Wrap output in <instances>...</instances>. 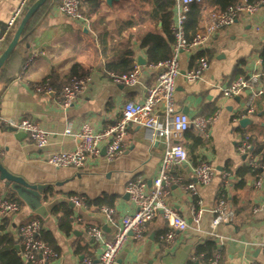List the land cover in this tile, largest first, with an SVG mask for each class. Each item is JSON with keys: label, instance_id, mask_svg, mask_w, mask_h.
Here are the masks:
<instances>
[{"label": "crops", "instance_id": "0c3cea01", "mask_svg": "<svg viewBox=\"0 0 264 264\" xmlns=\"http://www.w3.org/2000/svg\"><path fill=\"white\" fill-rule=\"evenodd\" d=\"M21 1L0 0V49L15 28L14 25L5 35ZM100 1L103 3L94 8L88 4L83 6L79 0L77 19L62 16L58 8L60 0L57 6L53 1L33 23L30 45L25 46L26 49L31 46L28 59L20 50L7 68L0 71L3 73L0 78V166L28 185L43 187L40 199L36 200L35 213L0 182V197L12 195L21 203L17 213L0 218V236L12 238L18 245L19 229L31 220H39L38 238L47 242L56 254L47 264H80L85 258L96 262L102 246L87 237L86 229H99L104 241L111 242L121 221L135 212L126 194L127 185L141 180L145 192L149 193L165 151L163 142L154 141L150 132L131 124L122 154L112 161L106 159V143H103L97 156H86L81 169H56L48 164L52 155L79 148L81 142L77 135L83 125H89L94 133L102 132L118 122L125 105L143 103L147 90L157 82L156 73L147 69L149 53L140 43L146 34L161 35L162 22L155 8L158 0H112L109 5L107 0ZM205 9L204 17L214 11ZM97 35L104 46L98 45ZM129 41L132 46H126ZM263 47L264 9H261L253 16L238 17L231 26L210 37L204 50L197 54H204L208 69L191 87L186 85L184 75L194 65L192 59L196 56H179L176 108L180 113L185 111L190 122L213 114H218V119L210 127L208 137H201L204 145L200 148L194 149L190 133L197 136V132L192 126L173 142L182 146L187 154L192 152L197 163L210 165L215 176L209 185L198 187L197 196L192 197L183 187L195 184L194 163L187 157V163L174 167V182L167 188L164 200L186 222L187 231L175 246L166 248L159 238L165 234L167 226L158 214L147 224L142 240L128 239L115 264H209L210 260L206 263L203 255H200L201 263L195 262L196 249L205 242L214 244L218 264H245L251 260L264 264V257L258 251V246L264 244V187L256 192L251 176L237 175L250 158L238 153L242 134L256 136L260 141L264 139V94L255 99L247 94L224 99L220 92V88L234 81L236 66L242 61L246 64L239 69L246 75L260 74L258 86L264 90L260 61ZM128 52L133 54L131 58L126 56ZM34 54L39 57L31 59ZM72 65L86 73L87 83L71 106L58 104L59 91L48 94L35 91L38 84L50 76L56 90L66 87ZM128 66L140 69L138 84L132 87L114 84L108 72H125ZM9 79L12 81L6 84ZM248 107L254 108V116L247 115ZM237 115L245 116L240 121L250 123L245 128L240 127V121L233 122ZM156 117L164 118L162 108L157 110ZM6 120L39 124L48 132L46 146L38 149L27 135L6 127ZM68 125L70 134L66 133ZM225 175L227 185L223 182ZM72 197L82 200L84 207L73 205ZM100 199L113 204L111 223L105 221L102 211L86 206V202ZM220 202L233 213V219L212 228L214 210ZM64 206L72 218L69 235L60 230L58 218L53 215L54 210ZM196 211L201 212L197 223L193 218Z\"/></svg>", "mask_w": 264, "mask_h": 264}, {"label": "built area", "instance_id": "2783aa9c", "mask_svg": "<svg viewBox=\"0 0 264 264\" xmlns=\"http://www.w3.org/2000/svg\"><path fill=\"white\" fill-rule=\"evenodd\" d=\"M29 0H22L19 9L10 20L6 33L10 32ZM202 0H173V24L171 34L173 37L172 56L155 66H147L149 71L157 75L156 84L147 90L145 100L141 104H127L122 108L121 118L114 125L107 126L100 133H94L89 125L82 126L77 138L80 140L79 148L70 153H57L52 155L48 164L56 169L72 168L81 169L84 166L86 156H97L101 144L106 143L105 157L112 161L119 157L123 151V144L126 139L128 126L133 124L150 132L154 141L163 142L165 151L163 154L158 176L152 183V190L145 192V185L141 180H135L127 185L126 194L131 204L135 208L133 215L125 217L121 221L111 242H105L103 233L97 228H87L86 235L89 239L102 246L101 253L96 262L90 258H85L80 264H115L118 255L124 249L128 239L131 237L138 242L143 239L147 224L158 214H161L167 226V231L159 240L166 248L175 246L180 237L187 231L186 222L173 209L169 208L164 200L166 190L174 182L172 170L174 167L187 163V154L184 148L173 142L186 133L191 126L202 138L208 137L210 127L217 122L218 114L212 116L197 117L190 122L188 116L183 115L176 108L175 92L176 81L180 76L178 58L180 55L187 57L197 56L206 47L210 37L219 30L231 26L240 16H253L259 10L264 9V0L249 4L242 0L237 6L228 8L223 12L213 11L205 15L201 30L188 42L185 36L186 17L189 7L192 4H200ZM79 0H60L59 13L62 16L77 19L79 10ZM34 54L31 59L38 58ZM208 69V62L205 58H197L192 68L184 75L185 83L188 87L199 81ZM260 74L253 73L239 77L220 88L224 99H233L243 94L256 98L264 94L260 89ZM140 79V69L134 68L133 72L123 76H112L111 80L116 85L132 87L138 84ZM86 78H72L68 85L64 87L57 98L58 104L62 107H69L77 96L86 89ZM35 91L39 94L51 93L48 87H37ZM159 108L163 109L164 118L156 117ZM256 113L248 107L247 115L254 116ZM245 116L234 119L238 123ZM4 125L14 132L27 135L38 149H43L47 144L48 132L37 123L23 120H6ZM67 134H70V125L67 126ZM249 145L245 139L238 147V153L242 156L248 154ZM250 167L252 186L254 191H261L264 187V163L256 159L249 158L247 161ZM195 184L183 187V191L192 197L197 196L198 187H205L210 184L215 176L214 169L206 162L199 163L193 169ZM224 184H228V176H223ZM71 203L78 208L84 207V203L78 197H72ZM19 211V204L0 197V218L15 214ZM105 221L112 222L113 209H103ZM215 218L212 228L220 224L230 223L233 213L229 211L223 202H220L214 210ZM201 212L196 211L193 215L194 222H198ZM80 222L79 219L76 220ZM40 221L31 220L24 224L18 231V253L24 264H47L56 258V254L50 249L47 242L38 238ZM259 253L264 257V244L258 246ZM193 259L194 257L191 256ZM218 255H215L209 264H218ZM139 264V263H129ZM245 264H257L256 261H246Z\"/></svg>", "mask_w": 264, "mask_h": 264}, {"label": "trees", "instance_id": "16d2710c", "mask_svg": "<svg viewBox=\"0 0 264 264\" xmlns=\"http://www.w3.org/2000/svg\"><path fill=\"white\" fill-rule=\"evenodd\" d=\"M36 0H29L27 5L25 6L24 10L22 11L20 17L15 23V28L12 31L11 35L9 38H7L3 44V48L0 49V55L4 52L8 44L10 43L13 33L17 26L19 25L21 19L27 12V10L33 5V3ZM55 1L54 5H58L57 1L58 0H48L46 4L35 14V16L32 18V20L29 22V24L26 26L21 39L22 42L18 46V48L15 50L14 54L10 58V60L4 65L3 69L5 70L7 66L10 64V62L17 56L20 50L25 52L27 54L26 60L28 59V56L30 54V48L29 46L28 49L25 48V46L30 45L29 44V39L33 35V23L35 22L36 18L41 15L43 11H47L51 5L52 2ZM242 0H202L200 4H192L189 7V12L186 17V23H185V36L186 40L190 42L195 35L199 32L200 30V24L202 23L203 17H204V12L205 8L211 9L209 11H218V12H223L227 10L228 8L235 7L237 6ZM249 4H253L258 2L259 0H246ZM100 0H82L81 4L83 6L88 7L92 5L94 8H98L101 5ZM174 2L173 0H158L155 4L156 12L157 15L162 22V32L161 35H153V34H146L142 37L140 47L142 49H146L147 52L149 53V61L147 66H155L158 65L162 62H165L171 57V47L173 45V37L171 34V27L173 24V17H172V10H173ZM80 8V6H79ZM95 11V10H93ZM80 12V10H78ZM79 15V13H78ZM97 41L99 46H104L103 42L101 41V37L97 35ZM126 46H132L131 42L129 41V45ZM132 53L128 52L126 56L129 58L132 57ZM204 54L197 55L194 59H192V64L197 58H204ZM25 60V61H26ZM260 61H261V67L262 70L264 71V47L262 48L260 52ZM128 65H131L130 61H126ZM246 62L242 61L240 64L236 66L237 72H236V77L241 76H246L245 73H243L242 70L239 69V66L245 65ZM129 67V66H128ZM134 66H130L129 69L127 68L125 72H116V71H109L108 73L110 74V79L112 76H123V75H128L133 72ZM5 73V71H4ZM3 75V73H0V78ZM86 73L82 71L77 65H72L70 72H69V78L70 80L72 78H86ZM233 79V80H235ZM69 80V81H70ZM12 79H9L6 84L10 83ZM39 87H48L51 89V91H60L65 87H61L60 89L56 90L53 82L52 76L48 77L47 80L44 82H41L38 84ZM253 107V106H252ZM254 110V108H252ZM255 111V110H254ZM256 113V112H255ZM240 115H237L236 118H238ZM185 134V133H184ZM189 134V133H188ZM190 137L194 141V149H198L201 146L204 145V141L201 138V136L198 135L195 136V134L190 133ZM243 141L247 139V144L249 145L248 149V156L252 159H256L260 163H264V139L261 141L253 135H247V134H242ZM242 141V142H243ZM187 154V152H186ZM187 157L194 163V167H196L199 163L196 162L195 157H193L192 152L187 154ZM201 163V162H200ZM239 177H242L243 175H248L251 176L250 174V167L248 164H246L241 171L237 174ZM10 201L17 202L19 206H21V203L15 199L12 195H8L6 197ZM86 206L88 208L94 207L98 209L99 211H102L103 209H113V204L111 202L103 201V200H98L95 202H86ZM53 215L58 218L59 221V228L60 230L65 234L69 235L71 232V213L69 209L64 206L63 208H57L54 210ZM17 247L16 242L8 237H1L0 236V264H24L23 260L18 253V251L15 250ZM77 252H79L77 250ZM215 246L211 242H205V244L202 247H198L195 252V262H200L201 263V256L203 255V259L206 263H208L209 260L212 259V257L215 256ZM217 254V253H216ZM190 264H196V263H190Z\"/></svg>", "mask_w": 264, "mask_h": 264}, {"label": "water", "instance_id": "95a60500", "mask_svg": "<svg viewBox=\"0 0 264 264\" xmlns=\"http://www.w3.org/2000/svg\"><path fill=\"white\" fill-rule=\"evenodd\" d=\"M48 0H36L33 5L27 10L23 18L21 19L19 25L15 29V32L12 36V39L4 52L0 55V71L4 65L10 60L14 54L16 48L21 44V36L35 16V14L46 4ZM112 0H107L106 3L109 5ZM183 115L186 114L185 111L182 112ZM250 123L248 120H242L239 122L240 127L245 128L246 125ZM0 182L4 184V187L20 201L24 202L31 210H34L36 213V200L40 199V195L43 191L41 186H31L25 183L22 179L17 178L9 174L0 166ZM17 251L18 248L16 247Z\"/></svg>", "mask_w": 264, "mask_h": 264}]
</instances>
